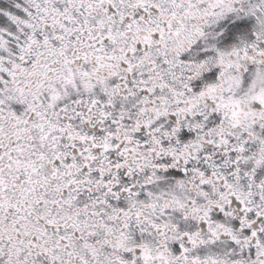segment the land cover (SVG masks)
<instances>
[{
	"label": "snow or ice",
	"instance_id": "obj_1",
	"mask_svg": "<svg viewBox=\"0 0 264 264\" xmlns=\"http://www.w3.org/2000/svg\"><path fill=\"white\" fill-rule=\"evenodd\" d=\"M0 264H264V0H0Z\"/></svg>",
	"mask_w": 264,
	"mask_h": 264
}]
</instances>
